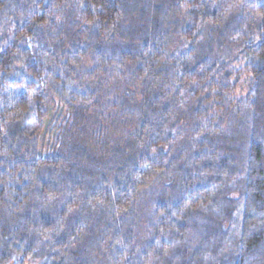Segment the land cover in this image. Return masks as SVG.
Segmentation results:
<instances>
[{
	"label": "trees",
	"instance_id": "trees-1",
	"mask_svg": "<svg viewBox=\"0 0 264 264\" xmlns=\"http://www.w3.org/2000/svg\"><path fill=\"white\" fill-rule=\"evenodd\" d=\"M0 264H264V0H0Z\"/></svg>",
	"mask_w": 264,
	"mask_h": 264
}]
</instances>
